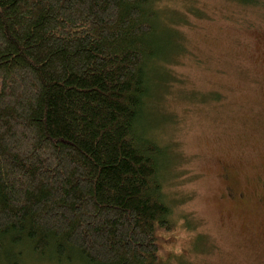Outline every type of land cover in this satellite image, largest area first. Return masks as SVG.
I'll return each mask as SVG.
<instances>
[{
  "label": "trees",
  "instance_id": "1",
  "mask_svg": "<svg viewBox=\"0 0 264 264\" xmlns=\"http://www.w3.org/2000/svg\"><path fill=\"white\" fill-rule=\"evenodd\" d=\"M157 2L0 0V264L172 257L167 146L144 124L176 59Z\"/></svg>",
  "mask_w": 264,
  "mask_h": 264
},
{
  "label": "rangeland",
  "instance_id": "2",
  "mask_svg": "<svg viewBox=\"0 0 264 264\" xmlns=\"http://www.w3.org/2000/svg\"><path fill=\"white\" fill-rule=\"evenodd\" d=\"M157 1L161 52L176 59L153 73L144 124L157 120L170 163L167 264H264V4Z\"/></svg>",
  "mask_w": 264,
  "mask_h": 264
}]
</instances>
